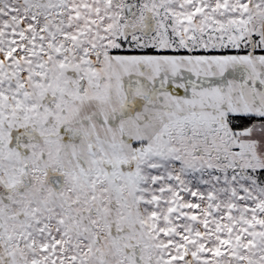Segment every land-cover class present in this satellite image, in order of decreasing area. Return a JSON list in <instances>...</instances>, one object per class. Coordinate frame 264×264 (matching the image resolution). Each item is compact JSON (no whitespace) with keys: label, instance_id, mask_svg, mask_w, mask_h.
<instances>
[{"label":"snow or ice","instance_id":"snow-or-ice-1","mask_svg":"<svg viewBox=\"0 0 264 264\" xmlns=\"http://www.w3.org/2000/svg\"><path fill=\"white\" fill-rule=\"evenodd\" d=\"M0 264H264V0H0Z\"/></svg>","mask_w":264,"mask_h":264}]
</instances>
